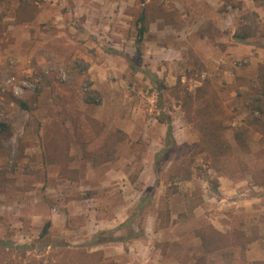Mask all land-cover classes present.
Masks as SVG:
<instances>
[{"label": "rangeland", "instance_id": "1", "mask_svg": "<svg viewBox=\"0 0 264 264\" xmlns=\"http://www.w3.org/2000/svg\"><path fill=\"white\" fill-rule=\"evenodd\" d=\"M8 1L0 0V122L8 124L0 127V237L30 243L49 220L50 242L100 250V264H188L199 243L194 227L209 222L225 232L242 223L261 236L247 245L246 260L264 264V186L257 189L247 171L220 173L203 165L187 181L174 179L176 193L169 178L197 139L179 105L182 88L193 91L208 78L233 116L231 125L245 117L235 91L245 88L242 79L255 78L264 47L256 38L232 43L230 33L245 10L264 22V0H156L164 11L147 9L151 21L139 59L136 0H30V21H21L27 14L17 9L14 20L7 18ZM77 58L89 63L98 105L83 101L84 77L70 68ZM131 59L146 72L131 76ZM10 95L23 98L29 109L9 101ZM160 111L170 117L175 144L159 167L158 185L139 208L145 188L156 180L154 154L166 133V123L155 118ZM92 118L104 124L97 126L100 132ZM115 129L126 137L114 159L92 166L81 158L78 136L87 149L97 150ZM21 145L26 156L15 159ZM240 155L248 167L264 161L257 149ZM201 162L196 156L194 165ZM252 193L260 195L256 201L246 199ZM196 197L201 201L187 211L188 200ZM164 205L171 212L162 223L156 214ZM178 210L187 213L186 220H179ZM108 229L127 242L86 244ZM130 230L138 235L129 238Z\"/></svg>", "mask_w": 264, "mask_h": 264}, {"label": "trees", "instance_id": "2", "mask_svg": "<svg viewBox=\"0 0 264 264\" xmlns=\"http://www.w3.org/2000/svg\"><path fill=\"white\" fill-rule=\"evenodd\" d=\"M154 1L156 0H136L139 9L134 22L136 28L134 42L135 56L138 59L140 58L141 43L151 21L147 9L152 6L156 12L164 11V5L161 2L153 4ZM33 9L34 5L30 0H20L17 10L27 14V17L24 15L21 21H30L34 17V15H31ZM19 17L22 16L19 15ZM241 17L242 21L230 33L231 42L248 43L250 38H256L257 40L260 39L257 44L264 47V22L260 20L258 13L253 10H245ZM205 35L201 32L202 37ZM105 49L112 53L118 52L117 50ZM70 64L72 72L75 71V74L84 77V103L98 105L100 94L91 87L92 82L87 74L89 63L77 58L71 60ZM129 65L132 69L131 76H134V73L138 71L146 72L135 60H129ZM236 79L239 80L240 77L236 76ZM153 80H157V78H153ZM242 80V83H245L246 86L243 90L237 88L235 96L245 112V117L234 126L230 122L233 116L224 107L222 99L218 91L213 88L210 79L204 78L198 86L194 87L193 91H188L186 87L182 88V94L177 95L183 117L193 127L197 139L189 146L191 152L185 164L178 166L174 173L169 176L173 193L178 191V185L173 183L174 179L177 181L191 179L193 169L201 170V165L220 173H233L237 170L247 171L255 185L264 186V161L260 167H248L247 163L240 159V154L253 153L256 149L257 152L262 153L264 159V61L257 64L254 79L244 78ZM179 85H181L180 82ZM158 87L160 89L166 88L162 82H159ZM9 101L15 102L23 109H29V104L23 98L10 95ZM155 118L160 123H166V133L162 148L154 154L153 169L156 180L152 186L145 188V194L141 196L139 201V208L144 201L148 200V196L158 185L159 167L167 159L169 150L175 144L170 117L160 111ZM91 121L97 132H100V128H104V124L97 120L92 118ZM97 126H100V128ZM0 127L7 128V122H0ZM228 133H230V137ZM125 137L126 133L120 129L109 131L97 150L87 149L80 136H78V139L76 138L75 142L82 146L81 158L89 161L92 166H96L114 159L116 147ZM254 145L256 146L255 149H253ZM67 151L68 144L66 146ZM24 156H26L24 146L21 145L14 158ZM196 156L201 157V164L194 165ZM209 183L213 188L218 185L216 179L209 180ZM198 199L201 201L199 197L188 200L187 211L192 212L195 209ZM164 206V208L158 209L156 214L157 220L159 219L162 223L168 222L171 212L169 207ZM176 216L183 221L188 217L183 210H178ZM128 220H125L121 225H125ZM50 225L51 222L46 221L38 237L30 243L20 244L0 237V264H100L99 261L102 260L100 250L87 251L82 246H71L63 240L50 242L48 238ZM243 227L244 224L240 223V227L234 226L231 230L225 232L216 229L209 222L194 227L192 231L194 236L198 238L199 243L196 247L197 251L192 253L188 264H250L245 258V249L250 242L261 236L258 235L255 227H251V233ZM114 231V229L97 231L88 238L86 244L98 245L113 241H120L125 244L128 238L115 236ZM137 235V233L130 230L128 237L132 238ZM31 251H34V253H30ZM259 262L253 261V264H260Z\"/></svg>", "mask_w": 264, "mask_h": 264}, {"label": "crops", "instance_id": "3", "mask_svg": "<svg viewBox=\"0 0 264 264\" xmlns=\"http://www.w3.org/2000/svg\"><path fill=\"white\" fill-rule=\"evenodd\" d=\"M18 4H19V2L17 1V0H9L8 2H7V9H9L10 11H11V15H10V17L9 16H7V18H9V19H11V20H14V18H13V15L15 14V11H16V9H17V7H18ZM219 183L220 184H222V185H224V186H226L225 184V181L224 180H219ZM254 187V186H253ZM259 188H261V186H258V188L257 189H259ZM255 189V188H254ZM259 194L258 193H252L251 194V196L250 197H246V199L248 200V199H250V200H253V201H256L258 198H259Z\"/></svg>", "mask_w": 264, "mask_h": 264}]
</instances>
